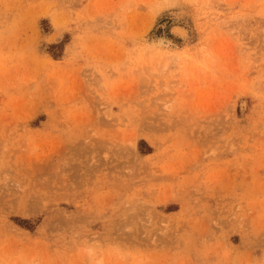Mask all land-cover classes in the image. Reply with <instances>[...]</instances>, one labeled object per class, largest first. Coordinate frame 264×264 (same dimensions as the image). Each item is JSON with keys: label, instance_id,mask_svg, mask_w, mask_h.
Returning a JSON list of instances; mask_svg holds the SVG:
<instances>
[{"label": "rangeland", "instance_id": "rangeland-1", "mask_svg": "<svg viewBox=\"0 0 264 264\" xmlns=\"http://www.w3.org/2000/svg\"><path fill=\"white\" fill-rule=\"evenodd\" d=\"M0 264H264V0H0Z\"/></svg>", "mask_w": 264, "mask_h": 264}, {"label": "bare ground", "instance_id": "bare-ground-1", "mask_svg": "<svg viewBox=\"0 0 264 264\" xmlns=\"http://www.w3.org/2000/svg\"><path fill=\"white\" fill-rule=\"evenodd\" d=\"M165 39H166V38H165ZM158 41H159V39H158ZM162 41H165V40H164V38L161 37V38H160V42H162ZM166 41H167V40H166ZM160 42H159V43H160ZM168 42H169V41H168ZM161 44H162V43H161ZM168 44H169V43H168Z\"/></svg>", "mask_w": 264, "mask_h": 264}]
</instances>
